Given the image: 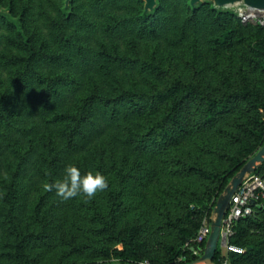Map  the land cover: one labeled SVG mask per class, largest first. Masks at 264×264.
I'll return each instance as SVG.
<instances>
[{
    "label": "trees",
    "instance_id": "16d2710c",
    "mask_svg": "<svg viewBox=\"0 0 264 264\" xmlns=\"http://www.w3.org/2000/svg\"><path fill=\"white\" fill-rule=\"evenodd\" d=\"M109 129L137 166L112 148H88ZM2 134L12 171L0 177L3 264H38V249L48 252L45 264H76V254L90 258L85 264H190L206 244L190 227H180L161 263L140 224H119L126 186L117 190L114 177L126 183L133 170L150 187L157 160L183 195V181L202 183L189 193L191 214L212 217L264 145V25L191 0H157L152 11L143 0H0ZM69 154L81 174L102 173L107 188L91 199L62 200L55 189L31 198L26 175L52 183ZM230 243L245 253L219 246L216 264H264V210L239 221Z\"/></svg>",
    "mask_w": 264,
    "mask_h": 264
},
{
    "label": "rangeland",
    "instance_id": "374dc122",
    "mask_svg": "<svg viewBox=\"0 0 264 264\" xmlns=\"http://www.w3.org/2000/svg\"><path fill=\"white\" fill-rule=\"evenodd\" d=\"M200 3H210L215 5L214 2L210 0H201ZM221 9L236 12L241 18L242 24L245 26L264 25V11L253 10L244 3L231 5ZM169 47L170 46L167 43H163L161 49L165 50ZM84 78L87 79L88 77ZM36 120L37 119H28L26 124ZM118 135V130H106L97 140H95V142L89 145L88 148L95 146L112 148L118 158H121V156H127L130 162L129 166H135L137 164L136 157L129 154V152L120 145ZM7 137L9 136L5 134L0 136V177L10 180L12 177V171L8 168V165L11 164L9 163L8 148L6 147V140H8ZM81 155L83 154L81 153L78 156ZM63 159L64 167L69 164L74 165L76 155H65ZM138 160L140 163L143 162V159ZM133 162L136 163L132 164ZM152 162L154 164V171L150 187L139 185L138 180L132 176L134 174L133 170L128 172L127 176L130 177L126 183L120 182L122 177H119V179L114 177L116 183L115 188L117 190L121 189L122 185L126 186L123 192L122 204L116 212V219L121 226L128 223L140 224L142 226V236L146 241L149 255L163 263L168 255L166 246H177L178 244L180 227H190L195 234V239L199 236L202 227L205 224L211 223L210 218L212 217H209L206 214H191V209L196 208L197 203H194L193 196L189 195V193L191 190H201V182L183 181L190 187V189L187 190L186 195H183L180 191L184 189L181 180L175 179L172 176L170 177L168 173L162 169L159 161L153 159ZM62 176L63 173L60 174L58 179L62 178ZM25 180L29 184L31 198H35L40 192L47 190L44 188L46 182L39 180L37 176L30 175L29 173L26 175ZM137 190L142 191L141 196L138 194ZM182 203L185 207L182 206ZM194 223L200 226L196 229ZM0 234H2V231H0ZM219 246L222 253L227 255L228 252L221 246V243ZM37 253L42 254V259L38 264H45V262H47L45 260L47 259L46 254L48 252H45L43 249H38ZM69 258L70 260H74L76 264H85V262L90 260V258L84 254L72 255ZM144 262H148V260H145ZM0 264H3V262L0 261Z\"/></svg>",
    "mask_w": 264,
    "mask_h": 264
},
{
    "label": "water",
    "instance_id": "95a60500",
    "mask_svg": "<svg viewBox=\"0 0 264 264\" xmlns=\"http://www.w3.org/2000/svg\"><path fill=\"white\" fill-rule=\"evenodd\" d=\"M69 1V0H68ZM145 2V9L152 11L157 5V0H143ZM213 1L217 8H225L231 5L244 3L253 10L264 11V0H210ZM201 0H191V4L196 6ZM264 166V145L258 152L252 156L246 164L237 172V174L230 180L224 191L219 196L217 203L213 210V215L210 224V234L205 244L203 254L194 262L190 264H216L214 258L221 243V230L223 221L230 206L232 197L236 194L239 188L252 175L257 173ZM255 204V201H252ZM106 264H125V263H106ZM128 264V263H126Z\"/></svg>",
    "mask_w": 264,
    "mask_h": 264
},
{
    "label": "built area",
    "instance_id": "2783aa9c",
    "mask_svg": "<svg viewBox=\"0 0 264 264\" xmlns=\"http://www.w3.org/2000/svg\"><path fill=\"white\" fill-rule=\"evenodd\" d=\"M252 201H255V204ZM258 209L264 210V166L245 181L232 197L221 230V246L227 252L245 253V248L230 243V240L236 233L239 221L254 216ZM210 224H205L202 227L199 236L193 240L196 244L201 245L207 241L211 230ZM195 254L201 255V250H196ZM141 264H149V262ZM225 264L228 262L226 261Z\"/></svg>",
    "mask_w": 264,
    "mask_h": 264
},
{
    "label": "clouds",
    "instance_id": "9594fccd",
    "mask_svg": "<svg viewBox=\"0 0 264 264\" xmlns=\"http://www.w3.org/2000/svg\"><path fill=\"white\" fill-rule=\"evenodd\" d=\"M48 190L55 189V194L62 200H67L77 195L85 198H93L99 191L107 188L106 177L100 172H87L81 174L80 170L74 165H66L63 176L52 183L44 184Z\"/></svg>",
    "mask_w": 264,
    "mask_h": 264
}]
</instances>
